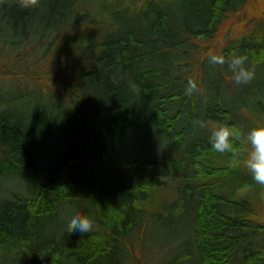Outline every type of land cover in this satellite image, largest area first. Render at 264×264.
Returning <instances> with one entry per match:
<instances>
[{
	"label": "trees",
	"instance_id": "16d2710c",
	"mask_svg": "<svg viewBox=\"0 0 264 264\" xmlns=\"http://www.w3.org/2000/svg\"><path fill=\"white\" fill-rule=\"evenodd\" d=\"M100 1L105 27L83 0L0 2V264H264V187L208 139L264 126V11L205 52L246 0ZM74 214L94 231L69 234Z\"/></svg>",
	"mask_w": 264,
	"mask_h": 264
},
{
	"label": "clouds",
	"instance_id": "9594fccd",
	"mask_svg": "<svg viewBox=\"0 0 264 264\" xmlns=\"http://www.w3.org/2000/svg\"><path fill=\"white\" fill-rule=\"evenodd\" d=\"M3 2V0H0ZM16 5L23 9H36L40 7L41 0H16ZM209 63L213 66L227 68L231 73L232 82L238 86L248 85L255 79V69L249 66L246 54H238L230 59L223 55H211ZM200 88L193 79H188L184 94L192 96L198 94ZM200 128L205 127L203 121H195ZM211 148L220 154H230L234 161L239 162L240 153L246 152L243 164L248 170L255 184L264 187V126H257L247 131L238 129L227 124H219L215 127L209 137ZM240 145V147H238ZM95 229L94 220L86 215H72L66 225L69 234L76 232L80 235L91 233Z\"/></svg>",
	"mask_w": 264,
	"mask_h": 264
},
{
	"label": "rangeland",
	"instance_id": "374dc122",
	"mask_svg": "<svg viewBox=\"0 0 264 264\" xmlns=\"http://www.w3.org/2000/svg\"><path fill=\"white\" fill-rule=\"evenodd\" d=\"M117 1V0H114ZM131 4V7L138 6L140 0H127ZM159 3H165L167 0H160ZM118 2L121 3H112V5H120L123 6L124 3L122 0H118ZM100 0H83V3L81 4V8H86L88 11H92L94 16L97 18V21L101 23L103 27L107 26L108 24V7L106 5H103ZM177 4V3H176ZM104 6V8L102 7ZM108 8V9H107ZM264 11V0H246V5L244 9L242 10L239 15H237L234 18H230L224 25L223 29L210 41H203L200 42V50L199 51H205V52H211L215 49L222 48L226 43H228L230 40L235 39L238 37L239 34H242V31H245L246 29L249 30V28L255 23V21L261 16V12ZM226 37V38H225ZM40 67L39 64H37L34 68ZM17 81H13L10 84H15ZM21 81H18L17 83H20ZM21 83H26V81H23ZM0 86L2 91L8 90L10 88L8 80L5 78H1L0 80ZM257 99L261 98V92H257ZM143 141V140H142ZM9 183L11 185L16 184V181L9 180ZM168 187L165 189L159 191L156 195V199L153 202V206L159 207L158 203V196L161 200H166L171 198V192ZM159 201V202H160Z\"/></svg>",
	"mask_w": 264,
	"mask_h": 264
}]
</instances>
